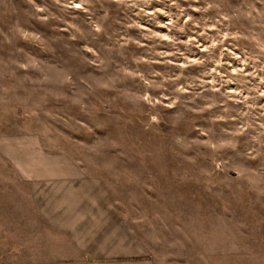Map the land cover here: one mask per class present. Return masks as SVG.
<instances>
[{"label":"rangeland","instance_id":"1","mask_svg":"<svg viewBox=\"0 0 264 264\" xmlns=\"http://www.w3.org/2000/svg\"><path fill=\"white\" fill-rule=\"evenodd\" d=\"M23 132L90 241L264 264V0H0V135Z\"/></svg>","mask_w":264,"mask_h":264},{"label":"crops","instance_id":"2","mask_svg":"<svg viewBox=\"0 0 264 264\" xmlns=\"http://www.w3.org/2000/svg\"><path fill=\"white\" fill-rule=\"evenodd\" d=\"M35 142L34 133L0 135V264H148L141 260L145 257L134 232L121 234L120 224L98 225V235L90 241L97 226H88L87 214L77 217L71 212L80 202L71 201L70 195V204L55 202L61 197L54 195L66 194L70 188L54 189L50 168L57 159ZM82 202L85 208V200ZM54 207L56 213L50 211ZM79 218L82 226H73ZM41 227L49 236L42 238ZM8 246L16 248L10 252ZM82 251L93 258L75 257V252ZM98 256H108L99 260L109 262L94 261Z\"/></svg>","mask_w":264,"mask_h":264}]
</instances>
